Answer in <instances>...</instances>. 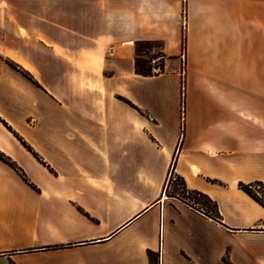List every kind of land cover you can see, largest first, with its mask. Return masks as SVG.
<instances>
[{"label":"crops","instance_id":"obj_1","mask_svg":"<svg viewBox=\"0 0 264 264\" xmlns=\"http://www.w3.org/2000/svg\"><path fill=\"white\" fill-rule=\"evenodd\" d=\"M0 155V264H264V0H0Z\"/></svg>","mask_w":264,"mask_h":264},{"label":"trees","instance_id":"obj_2","mask_svg":"<svg viewBox=\"0 0 264 264\" xmlns=\"http://www.w3.org/2000/svg\"><path fill=\"white\" fill-rule=\"evenodd\" d=\"M144 48L146 50H151L152 48L156 49L157 58H158L156 70H153L151 66L148 65V60L146 58L147 54L146 51H144ZM164 58L165 55L161 51L160 45L158 43L138 41L135 43L134 71L136 74L145 77L158 75L164 72ZM6 62L10 66L17 68V66L12 61L6 60ZM22 73L28 79L32 80V77L29 73H27L26 71H22ZM125 101L128 102L127 100ZM0 158L8 162V160L4 158L2 155H0ZM174 160L175 159L173 158L171 168L168 172L167 179L164 185V191H166V188L170 187L174 183L173 182L174 180L178 181L177 183L180 184L182 187L183 195H181L182 193H178L173 190L172 193H170L168 196L176 197L196 209L212 214L215 219H218L219 214L216 203L205 194L197 190L188 189L186 187L183 178L174 172ZM256 187L259 188L260 190L256 191L254 189ZM238 188L244 191L252 199H254L257 203H259L261 206L264 207V184L261 181H252L248 183L238 182Z\"/></svg>","mask_w":264,"mask_h":264},{"label":"rangeland","instance_id":"obj_3","mask_svg":"<svg viewBox=\"0 0 264 264\" xmlns=\"http://www.w3.org/2000/svg\"><path fill=\"white\" fill-rule=\"evenodd\" d=\"M144 51H146V54H147V60H148V65H150L151 66V68L153 69V70H156L157 69V63H158V58H157V51H156V49L155 48H152L151 50H146L145 48H144ZM153 58H155L156 60H155V62L154 63H152L151 62V59H153ZM182 95H184V93L182 92ZM174 183L170 186V187H168V188H166V191H164V195L166 196V197H171V196H168L170 193H172V191L174 190L175 192H178V193H182L181 195H183V191H182V187H181V185L180 184H178L177 182L178 181H173ZM256 191H259L260 189L259 188H254ZM185 195V194H184ZM189 202H191V201H189Z\"/></svg>","mask_w":264,"mask_h":264},{"label":"built area","instance_id":"obj_4","mask_svg":"<svg viewBox=\"0 0 264 264\" xmlns=\"http://www.w3.org/2000/svg\"><path fill=\"white\" fill-rule=\"evenodd\" d=\"M155 60H156V59H155V58H153V59H151V62H152V63H154V62H155Z\"/></svg>","mask_w":264,"mask_h":264}]
</instances>
